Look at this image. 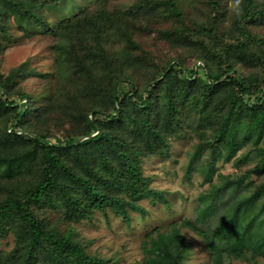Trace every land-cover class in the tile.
I'll list each match as a JSON object with an SVG mask.
<instances>
[{"label":"trees","instance_id":"trees-1","mask_svg":"<svg viewBox=\"0 0 264 264\" xmlns=\"http://www.w3.org/2000/svg\"><path fill=\"white\" fill-rule=\"evenodd\" d=\"M61 1L0 0V55L16 44L11 18L23 38L54 41L52 73L29 61L0 72V238L14 243L0 264H118L88 252L69 223L99 212L131 227L141 201L165 200L143 161L188 134L184 177L196 170L210 188L194 220L144 236L140 264H186L181 227L211 264H260L264 0H90L52 27L41 13ZM37 77L39 94L21 86ZM219 161L236 172L216 174Z\"/></svg>","mask_w":264,"mask_h":264},{"label":"rangeland","instance_id":"rangeland-1","mask_svg":"<svg viewBox=\"0 0 264 264\" xmlns=\"http://www.w3.org/2000/svg\"><path fill=\"white\" fill-rule=\"evenodd\" d=\"M89 2L90 0H62L55 9L44 8L41 16L45 22L54 27L60 19L77 13ZM114 3H118L119 6L126 4L125 0H115ZM9 27L16 44L7 47L0 55V72L6 75L9 70L29 61L36 72L52 73L50 47L54 43L53 38L45 33L23 38L21 32L15 28L13 18L9 21ZM255 29L264 33V27ZM42 85L43 80L38 77L26 79L21 84L31 93L38 94L42 92ZM194 137L188 134L183 139L173 140L166 155L147 158L141 165L143 175L151 181L150 188L161 193L165 198L164 201L155 200L153 203L149 199L141 201L140 204L145 213L142 216L140 212H133L131 227L112 213L103 215L99 212L89 220L69 223V227L72 226L74 230L73 237L92 254L117 260L118 264H140L142 259L140 243L145 235L155 230L166 232L175 223L194 220L198 205L197 197L210 188L206 183L202 184V176L196 170L191 171L189 180L184 177L188 153L195 143ZM216 167L218 168L216 174L230 175L236 172L231 164H222L220 161L216 163ZM219 178L215 175L213 180L218 182ZM253 178L250 177L247 180L250 181ZM46 215L49 222L53 224L59 218L55 212H46ZM69 227L61 223L60 226L58 225L60 230ZM180 233L184 236V241L190 244L186 264H211L201 238L185 227L180 228ZM13 247L12 234L6 233L0 238V252L4 254L11 252ZM237 264L241 263L237 262ZM260 264H264V259L260 260Z\"/></svg>","mask_w":264,"mask_h":264}]
</instances>
